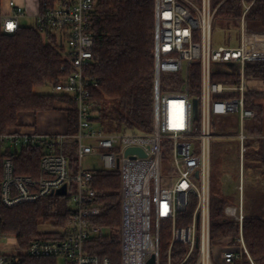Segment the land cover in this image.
Returning a JSON list of instances; mask_svg holds the SVG:
<instances>
[{"label":"built area","instance_id":"1","mask_svg":"<svg viewBox=\"0 0 264 264\" xmlns=\"http://www.w3.org/2000/svg\"><path fill=\"white\" fill-rule=\"evenodd\" d=\"M227 0H154V115L150 133L109 132L97 120L91 88L96 80L90 73L94 61L95 38L93 15L99 0H56L53 6L40 7L34 17L35 26L44 35L55 36L60 52L70 70L57 83L54 93L65 94L75 103L78 129L75 134L0 131V149L4 152L41 151L40 174L19 175L15 163L6 156L0 166V264H27L25 258L57 259V264H112L108 257L95 252V245L114 240V228L97 222L103 214L93 188L94 170L85 169L83 159L99 155L107 170L121 173V223L117 228L121 264H174V248L185 254L183 264H233L247 254L243 235L245 155L248 135L242 130L232 136L238 141V183L232 190L238 204L225 206L227 218L239 223V236L215 243L212 238V176L215 144L231 122L255 119L258 111L245 106L249 86L245 77L248 61L264 60V31L253 30L247 13L256 0H241L243 13L236 21L237 45L214 44V27L219 8ZM8 11L0 6V53L4 35L15 33L26 17L25 7L9 0ZM11 25V27H9ZM199 66L200 85L193 92V67ZM182 74L179 90H163V77ZM221 74L237 75V83L214 79ZM65 105V103H63ZM77 143L79 165L71 169L64 153L66 141ZM172 154L171 173L174 179L163 181L161 173L163 145ZM130 148L139 151L129 152ZM226 173L222 189L226 192ZM66 186L72 211L66 223L45 235L33 238L26 248L19 239L3 232L2 209L42 197L57 195ZM60 196V195H57ZM194 206L191 222L179 224V216ZM56 236L52 234L54 232ZM170 237L163 246L162 235ZM222 253L218 260L215 245ZM185 248V249H184ZM183 254V255H184ZM151 260L154 262L152 263Z\"/></svg>","mask_w":264,"mask_h":264},{"label":"trees","instance_id":"2","mask_svg":"<svg viewBox=\"0 0 264 264\" xmlns=\"http://www.w3.org/2000/svg\"><path fill=\"white\" fill-rule=\"evenodd\" d=\"M55 2L39 0L40 7L53 6ZM242 13L241 0H227L219 8L217 17L236 22ZM92 21L95 46L94 61L89 71L97 83L91 88V99L96 105V120L109 132H152L154 0H99ZM247 22L251 29L264 31V0L254 2L247 13ZM192 69L193 92H197L200 85L199 66L195 65ZM69 70L70 66L62 56L55 36L50 32L44 35L33 25L22 26L15 33L4 35L0 53V131L19 130L24 115L58 110L61 109L59 105L65 103L62 108L67 113V133L75 134L78 114L74 101L65 94L36 92L37 87L57 83ZM245 77L261 83L260 87L247 89L245 106L258 111V116L248 130L252 134L264 136V108L261 103L264 100V60L248 61ZM214 79L223 83L240 81L239 76L230 74L217 75ZM183 83L182 74H167L163 77L162 88L164 91L179 90ZM63 150L69 158L72 171L77 172V143L68 140ZM253 155L256 161L261 160L264 164L261 143L257 144ZM6 156L12 157L16 174L34 177L40 174L41 151L8 153L0 149V166ZM121 184L119 169L94 170L93 188L97 191V200L103 209V214L96 220L107 228L115 229L114 240L96 244L95 252L108 257L112 264H121L117 240L122 212ZM218 184L212 176V238L219 244L223 243V239L232 238L235 244L239 236V223L226 217L224 209L232 199L222 196ZM71 211V201L66 196L42 197L36 202L3 208L2 229L16 236L22 247L26 248L33 238L45 235L41 231L42 225H50L56 230L66 223ZM193 212L194 206H189L180 214L179 224L191 222ZM56 233L52 235L56 236ZM243 235L252 260L244 254L233 264H264V218L247 215L243 221ZM169 240V236L162 235L163 246H167ZM178 248H183V245L174 248V264H180L185 256V252L179 253ZM24 260L27 264L58 262L57 259L49 258ZM193 261L190 259L183 264H193Z\"/></svg>","mask_w":264,"mask_h":264},{"label":"rangeland","instance_id":"3","mask_svg":"<svg viewBox=\"0 0 264 264\" xmlns=\"http://www.w3.org/2000/svg\"><path fill=\"white\" fill-rule=\"evenodd\" d=\"M21 25L22 26H33L36 24V19L32 16H26L21 19ZM237 23L234 21H230L227 19H222L217 17L214 27V44L216 46L218 45H228L227 39L229 37H232V44L231 45H237L236 36L238 34V28ZM247 85L251 88L260 87L261 83L257 80H247ZM36 92L38 93H51L54 92V88L51 84H47L44 86H40L36 88ZM263 108H264V100L261 101ZM255 119H246L243 124L239 121L237 122H231V127L234 128V131H231L228 126V124L225 123V131L222 135H231V137H220L218 138L216 144H215V163L213 171V177L215 182H219L218 185L221 187V194L223 197L232 199V204H238V195L237 192L232 190V187L238 183V173H239V155H238V141L236 138H233L232 136L237 135L240 130H242L248 135V139L246 140L247 145V152L245 155V175L248 177V175L254 171V164L256 161V158L254 157V151L257 147L258 143L263 142V137L261 135H255L252 134L248 129L253 125ZM111 125H114L113 123ZM105 127L104 125H102ZM106 128V127H105ZM107 130V129H106ZM260 139L261 141H256ZM82 165L85 169H91V170H98L104 168L103 161L101 160L99 155H88L83 159ZM172 169V154L169 147L163 145L162 149V163H161V173L163 176V181L167 180L170 181L171 179H174V175L171 173ZM218 172H222L218 174ZM226 173L230 174L232 176V180L234 183H232L231 178L229 177V182L226 180V184L228 185L227 191L225 192L222 189L223 178H226ZM221 175V176H220ZM247 179V178H246ZM52 231L54 230V227L50 225H42L41 231ZM221 247L219 244L215 245V255H217V259L219 260L221 257ZM61 264H63V261L59 260Z\"/></svg>","mask_w":264,"mask_h":264},{"label":"crops","instance_id":"4","mask_svg":"<svg viewBox=\"0 0 264 264\" xmlns=\"http://www.w3.org/2000/svg\"><path fill=\"white\" fill-rule=\"evenodd\" d=\"M25 7L26 16L35 17L39 11V0H16ZM9 0H1V7L8 11ZM61 109L54 111L41 112L36 115L26 114L23 116L20 130L26 132L42 133H66L67 132V113ZM262 160L264 161V137L261 143ZM254 171L245 177L244 184V210L248 216L264 218V164L261 160L255 161ZM247 178V179H246ZM238 195V194H237Z\"/></svg>","mask_w":264,"mask_h":264},{"label":"water","instance_id":"5","mask_svg":"<svg viewBox=\"0 0 264 264\" xmlns=\"http://www.w3.org/2000/svg\"><path fill=\"white\" fill-rule=\"evenodd\" d=\"M133 151H139L140 152V149L139 148H130L129 149V152H133ZM65 193H66V186H63L62 188H60L56 191V194L60 195V196L65 195ZM151 262L153 263L154 261L151 260Z\"/></svg>","mask_w":264,"mask_h":264},{"label":"snow or ice","instance_id":"6","mask_svg":"<svg viewBox=\"0 0 264 264\" xmlns=\"http://www.w3.org/2000/svg\"><path fill=\"white\" fill-rule=\"evenodd\" d=\"M9 27H11V25Z\"/></svg>","mask_w":264,"mask_h":264}]
</instances>
